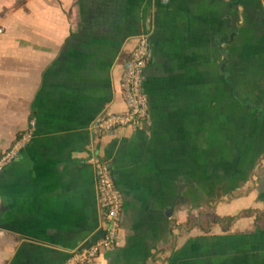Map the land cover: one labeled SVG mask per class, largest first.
Returning <instances> with one entry per match:
<instances>
[{
	"label": "crops",
	"instance_id": "1",
	"mask_svg": "<svg viewBox=\"0 0 264 264\" xmlns=\"http://www.w3.org/2000/svg\"><path fill=\"white\" fill-rule=\"evenodd\" d=\"M0 264H63L103 234L93 157L122 197L97 264H264V0H0ZM147 33L149 115L125 110Z\"/></svg>",
	"mask_w": 264,
	"mask_h": 264
},
{
	"label": "built area",
	"instance_id": "2",
	"mask_svg": "<svg viewBox=\"0 0 264 264\" xmlns=\"http://www.w3.org/2000/svg\"><path fill=\"white\" fill-rule=\"evenodd\" d=\"M4 34L0 26V38ZM152 51L147 33L139 35L133 50L124 63L120 78V91L125 110L111 113L94 121L90 130L96 135L111 134L127 127H138L149 115L147 96L144 92L145 70L150 63ZM33 122L18 135L10 147L0 154V171L10 165L30 143ZM95 181L100 202L102 237L92 246L71 252L63 264H97L102 251L111 249L117 242L122 215V197L116 188L109 164L93 157Z\"/></svg>",
	"mask_w": 264,
	"mask_h": 264
}]
</instances>
